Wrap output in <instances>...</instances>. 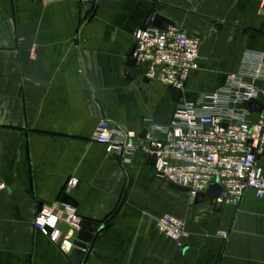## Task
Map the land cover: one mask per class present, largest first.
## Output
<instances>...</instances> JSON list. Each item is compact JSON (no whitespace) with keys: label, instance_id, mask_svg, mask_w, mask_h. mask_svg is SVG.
Here are the masks:
<instances>
[{"label":"crops","instance_id":"obj_1","mask_svg":"<svg viewBox=\"0 0 264 264\" xmlns=\"http://www.w3.org/2000/svg\"><path fill=\"white\" fill-rule=\"evenodd\" d=\"M149 10L200 40L201 67L178 102L126 66ZM231 75L264 89L259 0H98L88 14L77 0H0V264H72L64 240L83 221L101 229L82 264H264V198L195 204L140 152L122 164L94 140L102 118L137 133L166 125L178 105L201 107ZM258 165L264 173V155ZM54 206L56 242L34 228ZM164 213L187 221L181 245L157 232L153 217Z\"/></svg>","mask_w":264,"mask_h":264},{"label":"built area","instance_id":"obj_2","mask_svg":"<svg viewBox=\"0 0 264 264\" xmlns=\"http://www.w3.org/2000/svg\"><path fill=\"white\" fill-rule=\"evenodd\" d=\"M77 1L88 14L98 0ZM259 12L264 15V0H259ZM133 46L132 58L144 78L169 90L183 91L190 75L201 67L199 38L173 24L163 29L154 26L138 29L133 34ZM190 55L193 58L189 59ZM256 74L259 75V70ZM250 102L263 106L254 121L247 109ZM233 105L244 106L243 112H235ZM105 133L108 139H104ZM94 140L108 157L122 164H127L136 152L146 161L154 160L155 174L170 184L187 188L192 198L204 194L214 184L222 189L221 206L237 205L247 191L264 198V173L258 165V159L264 155V89L236 75L229 76L224 87L205 95L201 107L178 105L170 121L159 129L153 126L137 133L102 118L96 125ZM70 181L68 188L77 185ZM0 184L5 185L0 189L2 192L7 186L1 179ZM211 202L216 207L217 201ZM50 210L58 217L57 206ZM41 214L34 220L35 230L56 242L60 236L53 240L52 234L58 229L59 217L54 226L45 224L42 230L36 223ZM153 219L161 236L181 245L187 226L184 218L164 213ZM220 236L225 240L228 233L221 231Z\"/></svg>","mask_w":264,"mask_h":264},{"label":"water","instance_id":"obj_3","mask_svg":"<svg viewBox=\"0 0 264 264\" xmlns=\"http://www.w3.org/2000/svg\"><path fill=\"white\" fill-rule=\"evenodd\" d=\"M173 23L160 16L159 14H156L154 10H149L148 13L146 14L142 24L141 28L142 30H146L150 26H154L160 29H163L167 25H172ZM134 51V46L131 47L130 52H129V59L126 63V66L128 68H135L136 63L135 60L132 58ZM171 94L174 97V101L178 102L180 99V96L182 94V91L176 88L170 89ZM247 109L251 113H259L263 110V106L259 103L256 102H250L247 104ZM151 163L154 165V160L151 161ZM171 188L180 191V192H186L188 193L189 190L184 187H180L174 184H170ZM222 193V189L219 185H210L208 186L206 192L203 193H198L194 196V203H200L204 199L208 200H216V209H219L221 207V202L219 200L220 196ZM62 204L75 207L76 203L75 201L68 196V194H64L60 200ZM101 229V226L98 223L94 222H88V221H83L80 224V231L76 237L75 240H69L65 239L63 248L65 250L66 246L70 245V247L65 250L66 252L70 251V248L72 247L70 251V261L72 264H82V261L84 257L86 256V253L89 250V246L92 243V240L94 239V235L96 234L97 231Z\"/></svg>","mask_w":264,"mask_h":264},{"label":"clouds","instance_id":"obj_4","mask_svg":"<svg viewBox=\"0 0 264 264\" xmlns=\"http://www.w3.org/2000/svg\"><path fill=\"white\" fill-rule=\"evenodd\" d=\"M191 58H193L192 55L189 56V59H191ZM250 95H251V93H250ZM156 127H157L158 129L160 128V126H156ZM193 127H195V125H193ZM161 130H163V129H161ZM104 139H108V134H107V133H105V135H104ZM126 162H127V163H130L131 161H126ZM257 175H259V170H258V172H257ZM70 183H71L73 186L76 185V184L78 183L77 178H76V177H72ZM4 187H5L4 184H0V189H2V188H4ZM57 219H58V217H57L56 215L51 214V210H50V209L45 208V209L42 210V214H41L40 216L37 217V219H36V223L39 224V225L41 226L42 230H43V226H44L45 224H48V225H52V226H54L55 223L57 222ZM59 236H60V231H59V229H57V230H55V231L53 232V234H52V239L55 240V239H57ZM68 247H70V245L66 246L65 250H67Z\"/></svg>","mask_w":264,"mask_h":264},{"label":"rangeland","instance_id":"obj_5","mask_svg":"<svg viewBox=\"0 0 264 264\" xmlns=\"http://www.w3.org/2000/svg\"><path fill=\"white\" fill-rule=\"evenodd\" d=\"M94 10V9H93Z\"/></svg>","mask_w":264,"mask_h":264}]
</instances>
